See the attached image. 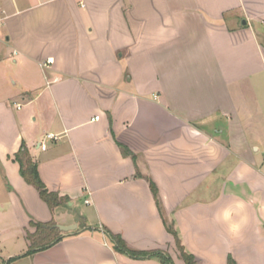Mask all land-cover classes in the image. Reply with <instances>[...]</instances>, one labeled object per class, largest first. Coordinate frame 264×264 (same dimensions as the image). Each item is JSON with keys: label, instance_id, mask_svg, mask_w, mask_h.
<instances>
[{"label": "crops", "instance_id": "0c3cea01", "mask_svg": "<svg viewBox=\"0 0 264 264\" xmlns=\"http://www.w3.org/2000/svg\"><path fill=\"white\" fill-rule=\"evenodd\" d=\"M0 12V239L22 242L3 264H162L117 252L106 230L185 264L167 224L197 264H264V0H0ZM23 144L66 204L51 210L23 179ZM32 221L77 229L25 256Z\"/></svg>", "mask_w": 264, "mask_h": 264}, {"label": "trees", "instance_id": "16d2710c", "mask_svg": "<svg viewBox=\"0 0 264 264\" xmlns=\"http://www.w3.org/2000/svg\"><path fill=\"white\" fill-rule=\"evenodd\" d=\"M122 149L126 156L130 155V152L127 148L123 147ZM15 161L20 165V173L23 179L39 192L41 199L49 206L51 210H54L55 208L60 207L69 201L68 198L61 197L59 194L50 192L47 189L46 185L43 183L39 175L38 164L33 160L24 144L22 145L20 151L16 154ZM150 187L156 199L157 206L162 212L161 205L158 199V188L153 181H150ZM30 226L32 228H35L36 232L34 234L28 233L27 235L30 246L25 256H30L38 251L45 250L62 240V237L59 235L60 231L56 227L55 223L51 222L48 224H44L35 223L32 221L30 223ZM166 227L168 232L175 238L176 245L185 264H197L195 257L185 250V247L183 246L182 241L173 225L169 226L167 224ZM105 232L108 234L115 250L119 253H123L133 259L157 258L161 261L162 264H175L168 254L160 251H133L128 247L127 243L121 238L120 235H114L108 230H106ZM14 260L15 259H11V261ZM229 264L236 263L230 258Z\"/></svg>", "mask_w": 264, "mask_h": 264}, {"label": "clouds", "instance_id": "9594fccd", "mask_svg": "<svg viewBox=\"0 0 264 264\" xmlns=\"http://www.w3.org/2000/svg\"><path fill=\"white\" fill-rule=\"evenodd\" d=\"M238 208H243L242 204L237 205ZM233 212L232 209H226L223 211L219 219H222L225 222L230 221V218L232 216ZM246 224V218L241 217V219L236 223H229V231L232 234H237Z\"/></svg>", "mask_w": 264, "mask_h": 264}, {"label": "rangeland", "instance_id": "374dc122", "mask_svg": "<svg viewBox=\"0 0 264 264\" xmlns=\"http://www.w3.org/2000/svg\"><path fill=\"white\" fill-rule=\"evenodd\" d=\"M21 240H23V242H24V239H21ZM21 243H22L21 241H17V240H15V242L7 241V239H5V237L0 239V255H1V257L4 258V257H6V255L8 253L17 252L20 249L18 246ZM21 247H23V246H21ZM2 262H3V259L0 258V264H3Z\"/></svg>", "mask_w": 264, "mask_h": 264}, {"label": "built area", "instance_id": "2783aa9c", "mask_svg": "<svg viewBox=\"0 0 264 264\" xmlns=\"http://www.w3.org/2000/svg\"><path fill=\"white\" fill-rule=\"evenodd\" d=\"M4 22H5V15H4V13L0 12V29L3 26ZM52 62H53V60L49 59V60H47L46 63H43L42 66L43 67H47ZM48 138H54V136L53 135H48ZM43 148H45V146H43Z\"/></svg>", "mask_w": 264, "mask_h": 264}, {"label": "water", "instance_id": "95a60500", "mask_svg": "<svg viewBox=\"0 0 264 264\" xmlns=\"http://www.w3.org/2000/svg\"><path fill=\"white\" fill-rule=\"evenodd\" d=\"M59 229L65 233L75 231L77 229V225H72V226H63L59 225Z\"/></svg>", "mask_w": 264, "mask_h": 264}]
</instances>
